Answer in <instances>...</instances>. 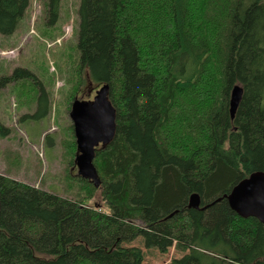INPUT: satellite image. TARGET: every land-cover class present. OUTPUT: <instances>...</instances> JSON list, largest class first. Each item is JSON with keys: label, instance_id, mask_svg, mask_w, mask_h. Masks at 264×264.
<instances>
[{"label": "trees", "instance_id": "1", "mask_svg": "<svg viewBox=\"0 0 264 264\" xmlns=\"http://www.w3.org/2000/svg\"><path fill=\"white\" fill-rule=\"evenodd\" d=\"M29 4L0 0V34ZM45 6L56 21L59 0ZM77 15V72L109 86L115 134L95 149L97 187L70 177L74 199L0 173L2 264H142L138 237L173 246L171 264H264V224L227 200L264 172V0H79Z\"/></svg>", "mask_w": 264, "mask_h": 264}, {"label": "rangeland", "instance_id": "2", "mask_svg": "<svg viewBox=\"0 0 264 264\" xmlns=\"http://www.w3.org/2000/svg\"><path fill=\"white\" fill-rule=\"evenodd\" d=\"M78 5L79 0H59L57 20L51 22L45 0H30L16 29L0 34V79L17 68L27 72L0 82L5 129L0 130V173L72 199L76 187L70 177L78 175L77 167L75 156L73 164L66 160L63 147L71 104L91 100L100 87L89 82L85 70L77 72ZM126 245L143 251L142 264H171L179 256L173 246L164 253L146 248L141 237Z\"/></svg>", "mask_w": 264, "mask_h": 264}, {"label": "water", "instance_id": "3", "mask_svg": "<svg viewBox=\"0 0 264 264\" xmlns=\"http://www.w3.org/2000/svg\"><path fill=\"white\" fill-rule=\"evenodd\" d=\"M109 86L101 85L91 100L74 99L69 113L76 142L75 164L77 174L92 181L97 187L100 183L93 160L95 149L106 145L115 134V108L108 98ZM242 88L235 85L231 91L230 113L234 116L240 102ZM228 204L243 218L255 217L264 224V172L255 171L234 185L227 195ZM199 196L193 193L189 206L198 208Z\"/></svg>", "mask_w": 264, "mask_h": 264}, {"label": "flooded vegetation", "instance_id": "4", "mask_svg": "<svg viewBox=\"0 0 264 264\" xmlns=\"http://www.w3.org/2000/svg\"><path fill=\"white\" fill-rule=\"evenodd\" d=\"M93 96H94V94L92 95V97L91 98H89V99H92L93 98Z\"/></svg>", "mask_w": 264, "mask_h": 264}]
</instances>
